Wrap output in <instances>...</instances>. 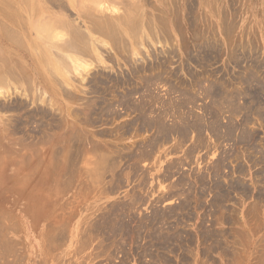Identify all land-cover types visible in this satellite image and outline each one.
Listing matches in <instances>:
<instances>
[{
    "label": "rangeland",
    "instance_id": "1",
    "mask_svg": "<svg viewBox=\"0 0 264 264\" xmlns=\"http://www.w3.org/2000/svg\"><path fill=\"white\" fill-rule=\"evenodd\" d=\"M24 1L0 0V264H264V0H125L139 32L46 80L26 21L76 15Z\"/></svg>",
    "mask_w": 264,
    "mask_h": 264
},
{
    "label": "bare ground",
    "instance_id": "2",
    "mask_svg": "<svg viewBox=\"0 0 264 264\" xmlns=\"http://www.w3.org/2000/svg\"><path fill=\"white\" fill-rule=\"evenodd\" d=\"M85 1L86 0H83V1L82 0H67L68 5L72 8V10L74 11V14L76 15L75 20H71V19H73V17L71 19H69V18L65 17L63 14L60 16L55 15V16L44 17L43 16L44 14H42L40 11H37V13L39 12L42 15H39L36 13L37 15L35 14V15L31 16V19L26 21L28 23V24H26L28 26V28L35 31V33H36V36H35L36 39L33 40L35 42V43L33 42V45H32L31 40L27 36L28 37L27 39L30 40V42H31V44L29 43V47L32 48V46H33L32 49L30 48V50L32 52V54H30V56L33 57L32 59H34V60H32V61L35 62L36 68H34V69L38 72V75L41 74L42 78L44 77L45 80L48 78H53V77H55V75L60 76V78L63 77L62 73H64V72L62 71V68L66 71H67V68H69V66H71L74 70H78L79 67L84 68L80 62L79 57H81V56H79V55H81V54H82V56L84 54L86 55L88 52L89 46H92L90 53L93 52V53H96L98 55L97 49H95V48L97 47L98 42H99V45L102 42L99 41L98 38L94 37L92 34H95L98 37H102V38L104 37L105 39L109 38L108 40H112V39L115 40V39H117V38H114L116 36L117 31H121L125 36L127 34H130V33L132 34L133 33L132 31L135 28H136L135 29L136 32H139V31H137L138 25H136V20H137L136 17L138 14V10L136 9L137 8L136 6L125 4V3H127V2H125V0L124 1L123 0H106V1H110L109 3H114L116 1L119 4H122L123 7L125 6V9H126L122 15H118V16L116 15L113 17H109V15L105 16V15L101 14V11L99 13L97 12L98 14L96 13V11H98L97 10L98 8H96V6L101 1L97 0V1H99L97 3L94 0L95 1V3H94L95 7L93 6V4H92L93 7L88 6L89 4L88 5L82 4ZM92 1L93 0H91V2ZM49 2H51V1H49ZM88 2H86V3H88ZM96 3H97V5H96ZM62 7H63V4L61 2H59V9ZM27 8H29V7H27ZM94 8H96V9H94ZM91 9H93L92 13H96V14L92 15ZM94 10H95V12H94ZM103 10H104V8H103ZM19 15H20V13H19ZM22 19L23 18H21V17H19V18L17 17L15 19H13V23L15 22L14 25L17 26V28L13 30V43H14V41H17L20 37L22 38V30L24 31V29H25V28L24 29L22 28V21H21ZM77 19L80 22L77 23V21H76ZM86 21H87V23H86ZM88 21H90V22H88ZM81 23H84V24L86 23L87 26H84L82 28L83 25H80ZM23 27H24V25H23ZM16 35H18V36L16 37ZM117 37H119V36H117ZM20 39H19V41L21 43ZM132 39H134V38H132ZM114 40H112V42ZM20 43H18V44H20ZM41 43L46 44L47 46L41 45ZM116 43H117V41H116ZM20 45L23 47L24 44H20ZM30 45H32V46H30ZM16 46L18 47V45H16ZM21 46L19 48H21ZM50 49H53L56 51L55 55L53 52L50 51ZM33 51L35 52V54L33 53ZM57 53H58V55H56ZM60 56L61 57L63 56L62 58H66V60H68V61L63 60ZM13 59L15 60L14 57H13ZM69 63H70V65H69ZM71 69L69 68L68 71H70ZM15 70H16V68H15ZM78 72H79V70H78ZM1 73L2 72H0V74ZM15 74L16 73L13 70V81L18 82V81H16L18 77ZM81 74H82V72H81ZM3 76L4 75H1V79H0L1 84H3V82L5 81L4 79L6 78V77L4 78ZM50 80H52V79H50ZM26 81H27V79H26Z\"/></svg>",
    "mask_w": 264,
    "mask_h": 264
}]
</instances>
